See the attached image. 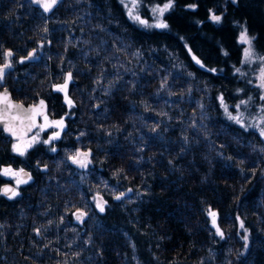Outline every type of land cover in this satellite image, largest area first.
I'll return each mask as SVG.
<instances>
[{
    "label": "trees",
    "instance_id": "1",
    "mask_svg": "<svg viewBox=\"0 0 264 264\" xmlns=\"http://www.w3.org/2000/svg\"><path fill=\"white\" fill-rule=\"evenodd\" d=\"M209 10L223 21L212 23ZM164 19L167 30L143 29L119 0H60L47 13L0 0V64L14 53L0 89L26 104L45 98L50 119L65 125L56 152L38 143L23 157L0 133V167L32 174L15 199L0 195V264H264V138L228 120L217 99L235 114L231 106L258 96L234 66L242 24L264 54V0H176ZM34 49L39 59L18 63ZM68 71L71 108L52 87ZM78 150L91 152L86 169L68 159Z\"/></svg>",
    "mask_w": 264,
    "mask_h": 264
},
{
    "label": "snow or ice",
    "instance_id": "2",
    "mask_svg": "<svg viewBox=\"0 0 264 264\" xmlns=\"http://www.w3.org/2000/svg\"><path fill=\"white\" fill-rule=\"evenodd\" d=\"M31 3H34L41 7L44 12H51L54 7L60 2V0H30ZM231 3L236 4L238 0H230ZM119 3L122 5L123 9L126 12L127 18L135 25L151 30H167L169 29L168 22L164 19L165 14L172 11L175 7L176 0H164L163 3H155L152 0H119ZM145 7L150 14L151 22L149 18L141 14V7ZM197 5L192 3L188 4L187 8L195 11ZM210 14L208 19L214 24H220L223 21V15H217L215 12L209 10ZM197 23H200L199 21ZM240 32L238 33V43L243 45L242 48V63L243 64H256L258 65V75L257 80L259 83L256 87L260 88L262 94L260 96L261 100H264V54L257 52L254 48V41L256 39L255 36L250 35L246 24L240 25ZM102 31L104 29H101ZM44 32H47L48 29L45 27L43 29ZM122 46L127 48L128 45ZM40 47H43L41 45ZM191 50L189 49V52ZM224 55H228L225 51ZM14 53L11 50H6L3 53L4 62L0 64V85L4 83L5 77L9 74V70L13 68L12 57ZM133 56L139 58L141 56L140 51H135ZM196 64L200 65L201 68L205 66L203 63L195 56L192 57ZM39 59V56L36 54V50L34 49L32 52L28 53L25 57H21L18 60V63H25L26 60ZM208 71L215 72L216 69H207ZM234 71L241 76L246 75L245 72L241 71V68L234 66ZM189 76H192V73H188ZM64 82L60 85H53V89L57 92H61L64 94V100L69 108L74 107V103L72 99L68 96V86L69 83L73 79V75L71 71H68L64 74ZM100 83V81H97ZM251 82V81H249ZM161 89L167 88V80L166 78L161 81L160 84ZM191 92V89H188ZM220 107L223 109L225 117L238 124L245 131H248L250 128H255L259 131V135L261 138H264V107L259 109V113L249 120L246 123L245 113L241 111V107L243 106L247 109V106L251 102V97L247 100L241 99L240 103L233 105L236 110V114H233L230 111V106L225 102L223 95L217 97ZM201 109H203V105H199ZM166 115V114H165ZM40 118V122H38L37 118ZM206 118L202 113V119ZM64 118L60 119H50L49 114L47 112V105L43 100H40L36 103H33L28 108H24L22 104L15 103L11 95L8 93L5 88L3 91H0V129L4 132H7L11 137H13V143L11 145V150L16 155L21 157L25 156L27 152L33 148L38 143H43L45 145H49V151L56 152V147L53 145V141L60 138V134L64 128ZM191 126L199 130L198 126L193 119L191 121ZM54 128L58 129L57 131L52 132L48 138L42 139L40 133L45 131L46 128ZM199 127H203L201 124ZM33 129H36L34 132ZM83 135V133H81ZM111 135V133H109ZM185 141H187V137L185 136ZM264 151V149H261ZM91 153L89 152H81L77 151L76 153L70 155L68 159L79 168H87L88 164L91 163L89 159ZM39 170V165H37ZM43 171H47V165L42 169ZM119 175V173H117ZM0 176L9 177L14 181V185H4L0 187V195L6 196L9 200H13L20 195L19 186L22 184H28L32 180V174L30 172H26L24 168H20L18 170L13 169L11 166L8 167H0ZM132 189H128V192H131ZM125 196L124 192H121L118 195H114V199L121 200ZM96 208L100 212L105 211V205L107 201L103 200V197H99L95 200ZM74 217L77 222L83 223L84 217L87 215L84 211H76ZM208 215L211 217V223L216 228V235H219L221 238H224L223 231L217 225V213L208 209ZM61 222H63V218H61ZM240 228L244 229L247 232V229L244 228L243 221L240 222ZM37 235H40V230L37 229ZM245 240V248L247 247V236L242 237Z\"/></svg>",
    "mask_w": 264,
    "mask_h": 264
},
{
    "label": "rangeland",
    "instance_id": "3",
    "mask_svg": "<svg viewBox=\"0 0 264 264\" xmlns=\"http://www.w3.org/2000/svg\"><path fill=\"white\" fill-rule=\"evenodd\" d=\"M214 12H216V11H214ZM240 30H241V28H240ZM240 30H239V32H240ZM241 71L246 73V75H245L246 79L248 80V82L251 81V82H249V84H250V86L253 89H255V93L258 95L257 97L256 96L255 97L254 96L251 97V102L247 106V109H245L243 106L240 109L241 111H243L245 113V120H246V123H247V122H249V120L254 118L259 113V109L261 107H263V104L261 103V99H260L262 91H261L260 88L256 87V85L259 83V81L256 78L257 75H258V65H256V64L248 65V64H243L242 63ZM249 97L245 98V100H247ZM234 113L236 114V111ZM262 127H264V125H262ZM53 129L54 128H51V127L46 128L45 131L40 133L41 138L42 139L48 138V136L52 133ZM5 178L7 180H9V181H12L14 183V181L11 178H9V177H5ZM260 179H261L262 184L264 185V170L262 171Z\"/></svg>",
    "mask_w": 264,
    "mask_h": 264
},
{
    "label": "water",
    "instance_id": "4",
    "mask_svg": "<svg viewBox=\"0 0 264 264\" xmlns=\"http://www.w3.org/2000/svg\"><path fill=\"white\" fill-rule=\"evenodd\" d=\"M5 88H6V87L0 89V91H3ZM6 89H7L8 93L11 95L12 100H13L15 103L22 104V105L24 106V108H28V107H29L30 105H32L33 103H36V102H38V101H40V100H43V101L45 102V104L47 105V112H48V110H49V103H48V101H47L45 98H39L36 102L25 104V103H23V102H21V101L15 99V98L13 97V95H12V92H11L8 88H6ZM37 120H38V122H40V118H39V117L37 118ZM33 131L35 132L36 129H33ZM0 132H1L5 137H7V138L13 140V137H11L7 132H4L2 129H0ZM89 159H90V157H89ZM70 162H71V160H70ZM71 164H73V163L71 162ZM73 165H75V164H73ZM24 169H25L26 172H30L27 168H24ZM30 173H31V172H30ZM4 185H10V186H11V185H14V184H13L12 182H10V181H6V182H4V183L1 185V187H3ZM5 197H6V196H5Z\"/></svg>",
    "mask_w": 264,
    "mask_h": 264
},
{
    "label": "flooded vegetation",
    "instance_id": "5",
    "mask_svg": "<svg viewBox=\"0 0 264 264\" xmlns=\"http://www.w3.org/2000/svg\"><path fill=\"white\" fill-rule=\"evenodd\" d=\"M1 133V132H0ZM13 141V140H12ZM14 142V141H13ZM90 160H91V158H90ZM91 163H89L88 164V166L90 165ZM75 167H77V168H79L77 165H74ZM25 168V167H24ZM79 169H86V168H79ZM29 170V169H28ZM30 171V170H29ZM31 172V171H30ZM9 181V180H8ZM10 182H12V181H10ZM13 183V182H12ZM14 184V183H13Z\"/></svg>",
    "mask_w": 264,
    "mask_h": 264
},
{
    "label": "bare ground",
    "instance_id": "6",
    "mask_svg": "<svg viewBox=\"0 0 264 264\" xmlns=\"http://www.w3.org/2000/svg\"><path fill=\"white\" fill-rule=\"evenodd\" d=\"M24 103V102H23ZM26 104V103H25ZM78 151H81V152H89L91 153L89 150H78ZM76 153V152H75ZM90 158H91V155H90Z\"/></svg>",
    "mask_w": 264,
    "mask_h": 264
}]
</instances>
